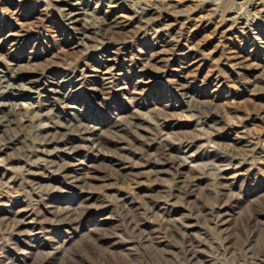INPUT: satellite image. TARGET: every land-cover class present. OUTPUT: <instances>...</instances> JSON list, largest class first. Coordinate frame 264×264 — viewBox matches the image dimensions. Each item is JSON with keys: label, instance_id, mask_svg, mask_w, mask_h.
<instances>
[{"label": "rangeland", "instance_id": "1", "mask_svg": "<svg viewBox=\"0 0 264 264\" xmlns=\"http://www.w3.org/2000/svg\"><path fill=\"white\" fill-rule=\"evenodd\" d=\"M85 1L81 6L96 32L109 22L123 21L117 38L91 29L84 46L77 26L68 24L60 10L64 4L0 0V68L10 71V64H19L44 69L62 93L82 86L71 98L73 111L42 93L22 99L35 104L25 113L28 127L20 130L31 148L10 150V159L0 153V264H264V89L250 95L244 89L247 79H259L263 88L264 80L255 65L238 75L233 62L223 60L237 54L264 64V0ZM162 47L179 53L167 64L144 62ZM131 64L148 67L138 72ZM112 66L117 67L115 76L100 79V71ZM179 84L217 105L220 128L205 127L210 117L184 103ZM95 86L107 91L103 98L95 97ZM50 108L60 113L56 120L102 127L113 149L124 142L122 151L106 152V164L113 168L102 169L108 178L93 188L87 201L79 199L72 185L61 184L65 179L48 164L43 169L33 165L36 151L25 156L36 145L35 134L46 131L36 129L33 115ZM134 113L152 132L141 128V137L130 129L116 130L119 116ZM245 127L252 128L249 136L241 133ZM161 130L173 143L172 153L187 156L184 170H191L186 180L190 187H179L172 165V173L160 174L157 182L148 172L136 177L147 170L143 165L149 153L161 161L171 158L161 154L155 141ZM184 134L195 139L181 141ZM235 134L253 148L243 159L230 152ZM215 156L229 168L228 181L207 172ZM87 161L99 162L91 157ZM159 166L147 162V168ZM223 212L229 218L217 223ZM5 219L29 223L20 229ZM136 225L152 233L153 241L141 239L133 230Z\"/></svg>", "mask_w": 264, "mask_h": 264}, {"label": "bare ground", "instance_id": "2", "mask_svg": "<svg viewBox=\"0 0 264 264\" xmlns=\"http://www.w3.org/2000/svg\"><path fill=\"white\" fill-rule=\"evenodd\" d=\"M56 3H61L65 5L64 9H60L63 12L66 22L68 24H73L77 26V34H82L81 37V44L86 46V43L83 42L86 38H91V35L86 34V31H92L91 29L95 30V25L92 21H89L86 18L87 15V8L82 7V2H87L85 0H54ZM87 4V3H86ZM78 7L75 11H69L70 7ZM69 7V8H67ZM112 7V5H109ZM69 11V13H67ZM143 10L136 9V12H141ZM114 20V19H113ZM112 20V21H113ZM123 21H115L107 23L108 25L104 27L101 31L98 30V34L103 32V35L107 39H115L117 35L120 33V29L122 26ZM260 32V31H258ZM81 36V35H80ZM93 39L98 40L99 42H103L102 39L99 37H93ZM80 43V42H79ZM178 50L176 48L172 49H164L163 47L155 52H152L151 58L145 59L149 66H152V61H164L166 64L171 61L173 55H178ZM225 62L231 61V67L236 69V74H242L240 70H244L247 67L256 66V68L260 69V76L264 80V64L262 63H252L248 56H239L237 54H232L227 58L224 57ZM108 61H113V57L110 58ZM132 63V62H130ZM156 63V62H155ZM154 63V64H155ZM142 64L140 67L138 65L134 66L131 64V67L134 69H138V72L145 71L147 69V65ZM115 68L117 67L112 66L110 69L101 70L100 73L103 77L100 79H111L115 76ZM36 74V75H35ZM96 75L95 77H98ZM243 78V75L242 77ZM99 79V78H98ZM45 81L46 85H42L41 82ZM244 80V79H243ZM259 79L257 80H249L247 79L245 82L244 89L250 95V93L258 92V90L264 89L263 87L259 86ZM51 74L44 73V69L42 71H37V69L33 67H25L19 64H10V71L5 70V68H0V131L3 133L0 134V153H4L8 159H10L11 152L10 150H16L19 153L25 150L26 148H31L30 143H28L26 136H22L20 130L23 128L28 127V122L26 120V112H31L35 108V104L32 102H28L26 104L22 103V99L25 96H29V94L37 93L44 95L46 100L56 99L58 101L57 104H61L66 109H71L72 111L76 109V106L71 101V98L76 95L79 91H81L82 86H75L73 90H69L67 92H61L59 89H56L54 86L51 85ZM72 86V85H71ZM101 86L107 87L105 82L101 84ZM93 87V86H92ZM89 86V88H92ZM187 85L179 84L178 89L183 90L182 96L185 97L186 101L185 104H188L191 108L197 109L203 115L205 114L207 117H210V120L206 124L205 127L210 129H217L222 126V122L220 120V114L217 109V105L213 101L203 100L201 98V92H186ZM70 89V88H69ZM97 90L96 98H103L106 95L107 91H103L95 86L94 88ZM107 89V88H106ZM100 90V91H99ZM264 92V91H263ZM39 110V109H38ZM50 113L53 117L50 116ZM214 113V114H213ZM216 113V114H215ZM72 114V112H71ZM56 115L60 116V113L54 110V108H50L48 111L41 113L37 111L33 115V119H37L38 123H36V129L40 131L41 129H45V132H40L39 134H35L37 141L34 143L36 144L31 151H29L25 156H29V154L33 151L38 153L36 158L32 159V164L37 165L39 163L40 167L43 169V164H48L49 169H51L56 173V175H60L63 179L62 183H68L72 185L74 188L78 189L79 192V199L81 201H87V199L93 198V188L100 187L101 184L105 183L108 178V175L105 171V168H108L109 164H106V152H118L119 150L122 151L125 145L121 141L116 143L115 149H113L110 143L106 142L103 134L105 133L104 129L98 125H89L88 123H84L81 120L79 124L74 123L73 120H67V122L56 120ZM136 113L129 115V117H125L123 115L119 116L116 120V130L121 132L124 129H130L135 135L143 136L140 132V129H148L152 132L151 129L146 128L140 123L136 118ZM61 117V116H60ZM43 118H46L44 120ZM165 118H169L165 116ZM209 119V118H208ZM148 126V125H147ZM64 129L62 131L61 128ZM233 130V128H232ZM252 131L251 127H245L243 132L241 133H248ZM10 132V136H6V133ZM240 133V132H239ZM123 137V134H119ZM148 136V135H147ZM119 137V138H121ZM146 137V136H145ZM181 141L184 140H194V136L182 135L180 136ZM245 137L239 136L235 134V137L232 140L235 142L231 144V155L238 158L243 159L249 155L250 152L253 151V148L250 144H247L243 141ZM119 140V139H118ZM158 140L157 145L162 147L161 154L170 156L172 161L166 162L170 159H165L161 161L156 153L152 152L149 153L147 156V162L150 161L151 164H160L159 169H151L147 168L144 164L145 171H138L136 177H140L143 174L151 173L148 175L150 179L157 182L159 180V175L166 173L168 170L171 171L172 166L176 168V176H179L177 182L180 184H187V186H191V182L186 181L189 177L191 170L188 172L184 170V168L189 166L187 156H179L177 154L172 153L173 147L172 142L169 136L163 131H158V134L155 137V141ZM17 145H14L15 143ZM151 144V143H149ZM151 146V145H149ZM126 149V148H125ZM21 154V153H20ZM19 155V154H18ZM114 155V154H113ZM118 155V154H117ZM93 160H98L97 164L95 163H88V158ZM116 157V156H115ZM214 158V159H213ZM212 166L207 167L208 170H213L218 179H225L229 180V173L225 165H221L224 159L220 157H213ZM168 163V165H166ZM164 165V166H162ZM172 165V166H171ZM162 166V167H161ZM111 167V166H109ZM211 167H215L217 170L212 169ZM113 168V167H111ZM103 169V170H102ZM115 170V169H114ZM204 170V169H203ZM202 169L198 171L204 172ZM186 171V172H185ZM169 172V171H168ZM40 173V171L38 172ZM43 173V172H42ZM172 173V171H171ZM132 174V173H131ZM122 175V174H121ZM123 176V175H122ZM135 177V178H136ZM130 181H134L135 179L130 178ZM164 181V178H162ZM129 180V179H128ZM135 183H140L139 181L135 180ZM43 185V184H41ZM48 184L47 186H49ZM195 186V185H194ZM227 186V182H226ZM50 187V186H49ZM51 188V187H50ZM49 188V189H50ZM56 188H61V186H56ZM229 190V189H227ZM229 215L227 212H223L218 214L216 221L217 223H224L226 222L225 216ZM232 218V217H231ZM233 219V218H232ZM8 224L14 223L15 227L23 228V224L29 223L26 220H14V219H5ZM135 226V225H134ZM133 230H137V233L140 234L141 239H143L146 243H150L153 241V234L150 232L143 233L136 225ZM191 242V241H190ZM194 244V243H193ZM191 246V245H190ZM194 248V247H193ZM189 249V247L187 248ZM191 251V247L189 249ZM188 250V251H189ZM195 250V249H192ZM196 251V250H195Z\"/></svg>", "mask_w": 264, "mask_h": 264}]
</instances>
